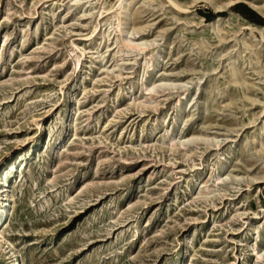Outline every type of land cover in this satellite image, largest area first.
Here are the masks:
<instances>
[{
    "label": "rangeland",
    "instance_id": "1",
    "mask_svg": "<svg viewBox=\"0 0 264 264\" xmlns=\"http://www.w3.org/2000/svg\"><path fill=\"white\" fill-rule=\"evenodd\" d=\"M240 2L0 0V264H264Z\"/></svg>",
    "mask_w": 264,
    "mask_h": 264
},
{
    "label": "trees",
    "instance_id": "2",
    "mask_svg": "<svg viewBox=\"0 0 264 264\" xmlns=\"http://www.w3.org/2000/svg\"><path fill=\"white\" fill-rule=\"evenodd\" d=\"M235 8L245 18L253 21L252 23L257 22L260 24H264V17L261 16L256 10L249 7L247 4L240 2V3H237L235 5ZM208 16H210V15H208ZM254 24H256V23H254Z\"/></svg>",
    "mask_w": 264,
    "mask_h": 264
},
{
    "label": "bare ground",
    "instance_id": "3",
    "mask_svg": "<svg viewBox=\"0 0 264 264\" xmlns=\"http://www.w3.org/2000/svg\"><path fill=\"white\" fill-rule=\"evenodd\" d=\"M2 189V193H4L6 190V186H4L3 188H1ZM4 208L3 209H5L6 208V202H4ZM3 209H1L0 210V212L3 210ZM3 213H4V211L3 212H1V214H0V220H1V218L3 217ZM12 255H13V257L15 258V259H13V261H14V264H20L19 263V261L17 260V258L15 257V254H14V252L12 253Z\"/></svg>",
    "mask_w": 264,
    "mask_h": 264
}]
</instances>
